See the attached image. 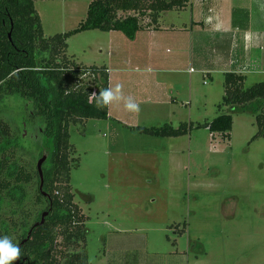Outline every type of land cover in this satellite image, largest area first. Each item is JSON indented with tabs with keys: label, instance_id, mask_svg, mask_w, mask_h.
Masks as SVG:
<instances>
[{
	"label": "rangeland",
	"instance_id": "rangeland-1",
	"mask_svg": "<svg viewBox=\"0 0 264 264\" xmlns=\"http://www.w3.org/2000/svg\"><path fill=\"white\" fill-rule=\"evenodd\" d=\"M92 1L35 0L44 36L75 29ZM97 35L104 34L86 31L68 38V59L94 62L98 52L91 45ZM192 77L196 92L191 105L175 94L177 102L171 108L140 106L134 127L109 119H90L83 131L80 124L70 126L77 162L70 185L73 201L86 217L89 264H112L117 254L138 255L143 264L141 258L148 254L172 250L169 243L174 240L183 250L189 244L190 253L203 254L204 249L226 264H264V137L256 136L250 114L233 115L227 138L197 127L220 114L224 76L218 81L213 77V82L201 75ZM259 82H264V73L247 76L243 88ZM3 105L0 119L25 139L19 163L34 176L42 151L51 143L45 142L40 124L27 122L24 127L28 113L21 109L22 102L7 97ZM184 123L186 134L176 138L136 129L165 125L177 129ZM51 165L48 156L43 171ZM24 187L28 196L23 204L32 207L29 218L34 220L43 207L35 200V178ZM2 206L9 215L11 203Z\"/></svg>",
	"mask_w": 264,
	"mask_h": 264
},
{
	"label": "trees",
	"instance_id": "trees-1",
	"mask_svg": "<svg viewBox=\"0 0 264 264\" xmlns=\"http://www.w3.org/2000/svg\"><path fill=\"white\" fill-rule=\"evenodd\" d=\"M34 2L0 0V107L7 97L18 100L28 113L24 127L27 122L42 126L45 142L51 143L52 165L43 171L42 187L49 197L39 189L37 170L33 176L19 163L25 146L23 134L12 132L10 123L0 119V236L11 237L21 248L20 258L13 264H89L86 217L74 203L70 185L71 168L77 162L69 128L80 124L83 131L88 120L109 118L108 106L97 108L95 98L90 97L108 87V72L105 66H85L68 59L66 41L91 30L120 32L133 39L139 30L155 26L163 12L180 10L189 0H93L84 21L53 37L44 36ZM223 78V96L217 105L220 114L197 127L227 138L233 115L250 114L255 118L256 136L264 137V82L244 89V76L226 73ZM136 129L151 136L176 138L186 134L187 125ZM33 178L36 203L43 207L31 220L32 207H25L23 202L28 196L24 184ZM3 203H11L9 215ZM46 211L44 223L35 226ZM31 229L29 238L21 244ZM71 246L77 249L71 251Z\"/></svg>",
	"mask_w": 264,
	"mask_h": 264
},
{
	"label": "crops",
	"instance_id": "crops-1",
	"mask_svg": "<svg viewBox=\"0 0 264 264\" xmlns=\"http://www.w3.org/2000/svg\"><path fill=\"white\" fill-rule=\"evenodd\" d=\"M102 33L91 45L98 52L93 64L77 63L105 66L108 87L122 84L125 97L131 96L148 109L159 105L171 108L178 98L187 99L191 105L196 92L193 74L213 82V77L218 81L226 73L245 79L264 73V0H189L180 10L163 12L155 26L139 30L133 39L120 32ZM157 74L164 79H157ZM108 110L109 120L129 127L137 124L132 121L138 113L126 111L123 101L109 105ZM169 244L172 250L148 254L141 262L229 263L213 259L204 249L203 254H192L189 244L183 250L177 240ZM122 256L117 254L112 264H141L138 255Z\"/></svg>",
	"mask_w": 264,
	"mask_h": 264
},
{
	"label": "clouds",
	"instance_id": "clouds-1",
	"mask_svg": "<svg viewBox=\"0 0 264 264\" xmlns=\"http://www.w3.org/2000/svg\"><path fill=\"white\" fill-rule=\"evenodd\" d=\"M97 108H103L123 101L124 109L130 113H139L140 105L131 97H125L123 85L117 83L114 87L101 89L99 94L92 93ZM21 256V248L7 235L0 236V264H13Z\"/></svg>",
	"mask_w": 264,
	"mask_h": 264
},
{
	"label": "water",
	"instance_id": "water-1",
	"mask_svg": "<svg viewBox=\"0 0 264 264\" xmlns=\"http://www.w3.org/2000/svg\"><path fill=\"white\" fill-rule=\"evenodd\" d=\"M48 156H49V150H43L42 151V155L38 159L37 164H36V170H37V173H38V176H39V181H40V183H39V189H40L41 193L45 197H49V196H48V194H46L42 190V187H43V169H42V166H43L44 162L47 160ZM47 214H48L47 211L44 212L42 214V216H41L40 222L36 223L35 226L42 225L44 223V221H45V217L47 216ZM31 232H32V229L28 232L26 239H24L21 244H23L29 238Z\"/></svg>",
	"mask_w": 264,
	"mask_h": 264
}]
</instances>
